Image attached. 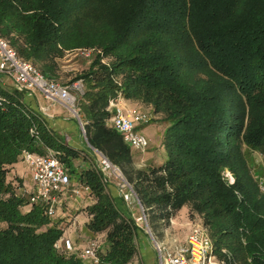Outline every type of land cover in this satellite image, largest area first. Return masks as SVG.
Listing matches in <instances>:
<instances>
[{
	"label": "trees",
	"instance_id": "16d2710c",
	"mask_svg": "<svg viewBox=\"0 0 264 264\" xmlns=\"http://www.w3.org/2000/svg\"><path fill=\"white\" fill-rule=\"evenodd\" d=\"M0 36L54 80L65 50L93 47L71 80L85 84L84 135L132 183L149 227L187 205L213 253L264 264V194L249 166L252 152L264 157V0H0ZM118 92L167 123L161 164L135 166L110 123ZM0 93V264H132L138 228L93 161L75 165L82 150L20 89L0 85ZM24 150H52L89 187L85 227L104 235L96 258L57 247L63 229L48 225L46 205L30 202L22 179L8 175Z\"/></svg>",
	"mask_w": 264,
	"mask_h": 264
},
{
	"label": "built area",
	"instance_id": "2783aa9c",
	"mask_svg": "<svg viewBox=\"0 0 264 264\" xmlns=\"http://www.w3.org/2000/svg\"><path fill=\"white\" fill-rule=\"evenodd\" d=\"M93 49L86 50L85 56H89ZM7 76L13 79L18 89L23 91L37 90L42 97L49 101L60 102L67 110L73 113L78 121L80 131L84 135L83 123L75 109L74 97L69 91V86L59 83L57 80L45 77L30 61L20 57L10 45L8 39L0 36V77ZM77 87V83L73 84ZM124 98L118 92L109 100L108 107L112 110L110 123L121 135L123 141L132 149L145 150L148 145L147 138L136 131L137 126L146 124L151 120V115L143 110L123 105ZM3 97L0 93V104ZM89 144V143H88ZM97 155L96 168L101 175L104 184H113L119 195L128 207L136 205L139 215L132 217L137 228H142L151 240L157 264H225V261H217L212 256V243L204 228L194 227L186 236L184 243L166 244L158 240L151 232L147 222V216L142 207L132 183L128 181L120 167L113 163L106 155L89 145ZM23 161L27 165L29 180L22 181L21 191L30 202L46 205L45 212L50 215L57 204L63 191H69L70 196L80 197L78 186H71L70 173L59 160L58 156L48 150L40 154L30 150L22 152ZM223 175L228 183H233L231 173L223 170ZM258 187L264 194V178L258 179ZM83 192L88 193L89 187L83 185ZM63 247L68 251L73 250L69 238H64ZM100 242L94 239L87 241L85 247L79 252L82 258H96Z\"/></svg>",
	"mask_w": 264,
	"mask_h": 264
},
{
	"label": "rangeland",
	"instance_id": "374dc122",
	"mask_svg": "<svg viewBox=\"0 0 264 264\" xmlns=\"http://www.w3.org/2000/svg\"><path fill=\"white\" fill-rule=\"evenodd\" d=\"M89 49L91 50L93 49V47H82L65 50L63 56L58 60L59 67L57 71V77H55V79L59 83L69 86V91L74 97L75 109L78 112L80 111L78 107V97H80V95L84 93L85 84L82 80L77 79L73 82L71 80L73 79V77H75V75L88 68L92 57L95 53H97V51L92 50V53L89 56H85L84 52ZM102 61L105 62L107 61V59L104 58ZM74 83H77V87L73 85ZM123 105L127 106V101L125 99L123 100ZM128 106L131 108L146 111L151 115V120L148 123L142 124L136 128V131L138 133L144 135L147 138L148 145L143 151L132 149V153L136 162L135 166L144 168L148 165L161 164L165 158L163 138L167 128V123L161 120L160 115L154 114L149 106L141 104L140 102H130V104L128 103ZM65 112L68 115H73V113L67 109L65 110ZM79 117L83 122L84 117L81 111L79 112ZM81 135V148L79 144L78 146L72 144L71 145L77 149H81L84 156L81 157L80 155V157L75 158L74 163L75 165H85L90 164V160H92V163L96 165L97 155L89 146L85 135H83L82 133ZM249 166L251 168V174L257 180V182L261 177L264 178L263 156L259 155L256 152H252L249 156ZM13 168L17 170L18 177H22L23 181H28V169L23 159H19L18 161L14 162ZM8 175L11 177L12 172L9 171ZM70 179L73 186L79 187V190L81 192L80 197L83 198V185L80 184L76 180L77 178L73 176H70ZM80 197L70 196L69 191H63V193L59 197V203L55 207L54 211L49 215L48 221V225H57L58 227L63 229L62 235L58 240V244L62 245V240L64 238H69L72 243L73 250H75V252L77 253H79L85 247L88 240L94 239L101 243L104 239L103 234H94L86 229L85 222L87 221V204H78L76 198ZM86 202L88 203L89 201ZM171 219L174 222L171 223ZM194 227L204 228L198 215H189L188 206L183 205L170 219L168 218L164 221L160 220L155 223L154 227L150 228L154 237H156L158 240L164 241L168 245H172L176 242L184 243V239ZM149 242L151 244L150 239ZM211 254L217 261H225L223 257H219L218 254L213 253V250L211 251ZM154 259L156 260V257ZM155 260H152L151 264H157ZM139 261L143 260L139 256V253L136 252L132 264H137V262ZM225 264L234 263H227L225 261Z\"/></svg>",
	"mask_w": 264,
	"mask_h": 264
},
{
	"label": "crops",
	"instance_id": "0c3cea01",
	"mask_svg": "<svg viewBox=\"0 0 264 264\" xmlns=\"http://www.w3.org/2000/svg\"><path fill=\"white\" fill-rule=\"evenodd\" d=\"M0 85L3 88L10 89V88H18L14 83L13 79L7 76L0 77ZM22 91L23 99L27 105L31 108L41 112L43 116L46 118L49 126L54 130L58 131L59 133L63 134L66 137V140L69 144L79 146L81 145V131L80 127L72 115L66 114L65 110L66 107L61 104L60 102L49 101L42 97L39 91L31 90V91ZM127 105L130 104V100H126ZM138 127V126H137ZM81 148V146H80ZM10 172H12L11 177H18V172L16 169L11 167ZM21 178L23 181L22 177ZM28 174V180H29ZM71 186L73 187L72 181ZM109 192L114 198L116 205L126 214L131 217L138 216L140 211L136 205H132L128 207L125 202L122 200L121 196L119 195L118 190L115 188L113 184L108 186ZM78 204H88L91 202L90 196L88 193H84V197L76 198ZM86 201H89L88 203ZM174 222L171 219V223ZM178 239V238H177ZM179 240V239H178ZM185 241V239H184ZM136 244H137V252L139 256L142 258L145 264H151L152 260H155L154 250L152 245L149 242L148 235H146L145 231L142 228H138L136 232ZM156 261V260H155Z\"/></svg>",
	"mask_w": 264,
	"mask_h": 264
}]
</instances>
